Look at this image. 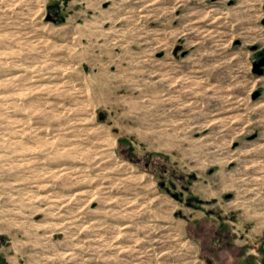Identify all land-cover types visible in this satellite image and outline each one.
<instances>
[{"label":"rangeland","instance_id":"obj_1","mask_svg":"<svg viewBox=\"0 0 264 264\" xmlns=\"http://www.w3.org/2000/svg\"><path fill=\"white\" fill-rule=\"evenodd\" d=\"M262 54L264 0H0V264H264Z\"/></svg>","mask_w":264,"mask_h":264},{"label":"water","instance_id":"obj_2","mask_svg":"<svg viewBox=\"0 0 264 264\" xmlns=\"http://www.w3.org/2000/svg\"><path fill=\"white\" fill-rule=\"evenodd\" d=\"M264 58H262L261 60L257 61L254 64V71L256 74H258L259 76H264ZM260 95V92H257L254 96V99L258 98V96Z\"/></svg>","mask_w":264,"mask_h":264},{"label":"flooded vegetation","instance_id":"obj_3","mask_svg":"<svg viewBox=\"0 0 264 264\" xmlns=\"http://www.w3.org/2000/svg\"><path fill=\"white\" fill-rule=\"evenodd\" d=\"M262 58H264V54H262V56L260 57V59H262ZM263 70H264V68H263ZM2 244H3V239L0 238V248H1Z\"/></svg>","mask_w":264,"mask_h":264}]
</instances>
